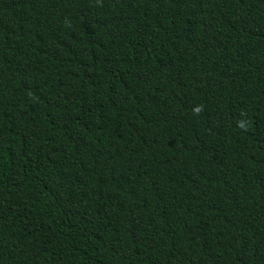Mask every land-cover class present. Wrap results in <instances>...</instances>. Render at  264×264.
Segmentation results:
<instances>
[{
    "label": "trees",
    "instance_id": "trees-1",
    "mask_svg": "<svg viewBox=\"0 0 264 264\" xmlns=\"http://www.w3.org/2000/svg\"><path fill=\"white\" fill-rule=\"evenodd\" d=\"M0 264H264V0H0Z\"/></svg>",
    "mask_w": 264,
    "mask_h": 264
}]
</instances>
